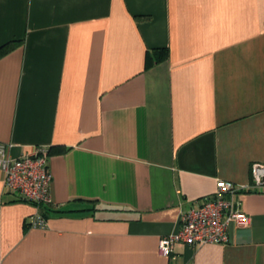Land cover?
Here are the masks:
<instances>
[{
    "label": "crops",
    "instance_id": "0c3cea01",
    "mask_svg": "<svg viewBox=\"0 0 264 264\" xmlns=\"http://www.w3.org/2000/svg\"><path fill=\"white\" fill-rule=\"evenodd\" d=\"M3 46L0 142L48 148L52 203L0 171V264H264V192L227 242L158 247L264 163V0H0Z\"/></svg>",
    "mask_w": 264,
    "mask_h": 264
},
{
    "label": "built area",
    "instance_id": "2783aa9c",
    "mask_svg": "<svg viewBox=\"0 0 264 264\" xmlns=\"http://www.w3.org/2000/svg\"><path fill=\"white\" fill-rule=\"evenodd\" d=\"M10 147V143L0 142V171L5 191L17 193L20 199L36 207L52 203L48 148L35 145L29 151L13 156ZM250 178L249 183L216 180L213 194L204 198L198 206L183 212L178 229L160 238V253L170 255L177 243L191 246L225 243L232 223L238 226L248 225L249 216L242 211L236 195L246 191L264 192V163L251 164ZM29 225L43 227L44 216L35 212Z\"/></svg>",
    "mask_w": 264,
    "mask_h": 264
},
{
    "label": "trees",
    "instance_id": "16d2710c",
    "mask_svg": "<svg viewBox=\"0 0 264 264\" xmlns=\"http://www.w3.org/2000/svg\"><path fill=\"white\" fill-rule=\"evenodd\" d=\"M5 47L6 46H3V47L0 48V54H2L5 51Z\"/></svg>",
    "mask_w": 264,
    "mask_h": 264
}]
</instances>
